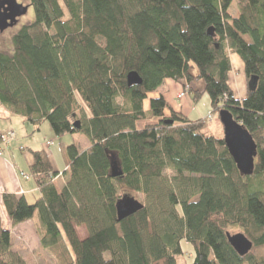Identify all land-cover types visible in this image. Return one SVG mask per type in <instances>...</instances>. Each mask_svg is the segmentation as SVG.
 Instances as JSON below:
<instances>
[{
    "label": "trees",
    "instance_id": "obj_1",
    "mask_svg": "<svg viewBox=\"0 0 264 264\" xmlns=\"http://www.w3.org/2000/svg\"><path fill=\"white\" fill-rule=\"evenodd\" d=\"M29 6L34 20L12 37L10 54L0 51V105L36 131L47 122L56 138L78 132L90 144L67 147L63 171L53 170L44 150L31 152L34 163L21 175L33 179L39 196L30 203L3 194L12 226L37 219L40 246L56 264H178L182 241L193 248L191 264H264V0ZM231 54L247 81L257 79L243 100L227 85ZM191 64L212 112L226 110L253 138L250 176L240 175L223 138L207 133L211 115L190 120L161 94L151 96L166 80H194ZM129 72L140 85H127ZM189 92L194 101L202 95ZM9 133H0V157L15 139ZM113 162L122 171L115 178ZM125 193L143 208L116 221L115 203ZM227 232H242L251 250L239 256ZM0 264H28L1 221Z\"/></svg>",
    "mask_w": 264,
    "mask_h": 264
},
{
    "label": "rangeland",
    "instance_id": "obj_2",
    "mask_svg": "<svg viewBox=\"0 0 264 264\" xmlns=\"http://www.w3.org/2000/svg\"><path fill=\"white\" fill-rule=\"evenodd\" d=\"M16 1L17 3L23 6H28L29 4V0H16ZM33 20H34V12H33L32 7L29 6L27 7L26 13L24 15L19 16L17 18L16 23L13 26L8 27L3 31H0V51L10 54L12 37L18 32V30L23 25L31 23ZM231 57L239 61L241 65V69H237L235 67L236 65L232 66L231 64V70L229 72V75H230L229 80L236 82V81H242V78H243L245 86L241 84V87H243V91H245V94H246L248 90V81L246 79V75L244 72L243 62L237 54H231ZM236 77L238 80L235 79ZM196 104L199 110L204 109L203 114H205L207 111H210V112L212 111L210 109L209 99L206 94H202L199 97ZM210 112L208 113L210 114ZM211 116H212V120L208 119V122H207L208 130L206 131L207 133L213 135L214 137L221 139L223 138V127L220 123L219 113L217 111H214L212 112ZM199 117H200L199 115L194 114V113L190 116L191 120L197 119ZM5 123H9V122L5 119L0 118V125H3L4 127L3 130L6 129ZM26 127L28 128L27 129L23 128L20 124H17V125H13V131L12 130H9V131H12L13 133H15V135L17 134V139L19 142L18 146H21L22 148L26 147L28 151L34 150L33 148H37V146L45 140H53L54 145L50 146V148L55 158V166L53 165L54 171H63V168L66 164L65 162L67 160L65 157V150L67 147H69L70 145H75L79 150H81L82 148H86V146L90 144V141L88 140V138L78 132L63 134L60 137L56 138L54 134L51 132V128L47 122L43 123L40 126L39 128L40 131H36L34 126L29 123H26ZM7 132L5 131V133ZM30 138L34 139L35 147L33 145H30V142H29ZM58 145L59 146L61 145L60 148L62 147L63 149L62 152L57 151ZM23 170L27 171V168L23 167ZM56 185L59 188L61 187V183L59 181H56ZM26 229L27 227L19 228L16 231L15 238H13V243L15 244L21 256L27 261L28 264H56L51 253L46 249H42L40 246L41 233H40V230H38V227L34 225V227L33 226L30 227L29 230L28 229L26 230ZM75 230H76L78 237L80 238H83L87 234V229L85 228V226L76 227ZM229 233L233 234L236 232H229ZM67 247H68V250L70 251V247L68 244H67ZM181 248H182L183 253L181 255L176 256L177 263L178 264H191L192 258L194 255L192 246L189 243L182 241Z\"/></svg>",
    "mask_w": 264,
    "mask_h": 264
},
{
    "label": "crops",
    "instance_id": "obj_3",
    "mask_svg": "<svg viewBox=\"0 0 264 264\" xmlns=\"http://www.w3.org/2000/svg\"><path fill=\"white\" fill-rule=\"evenodd\" d=\"M230 62L232 66L236 65L235 67L237 69H241V65L239 61L237 59L232 58L231 55H230ZM191 74L194 77V80H192L191 82L188 83L183 79L179 80L178 82L166 80L164 84L160 86L157 92L154 93V95L152 94L151 96L161 94L164 97V99L167 101L169 106L174 111L183 113L190 120H191L190 116L193 113L199 115L200 117L197 119H192V120L205 119L208 115H212V111L211 112L207 111L205 114H203L204 109L199 110L197 108L196 102L198 100L194 101L192 98V95L189 92V89H190L192 91L195 90L199 93H202L203 88H204L203 81L197 78L198 72H197L196 67L193 66V64H191ZM229 76L230 75L228 73L227 85L229 89L231 90V92L233 93L234 98L237 100H243L246 97L245 91H243V87H241V84L245 86L244 79L242 78V81L233 82L229 80ZM235 79H237V77ZM180 92H185V96L182 98H178V94ZM202 94H205V93H202ZM209 106H210V102H209ZM208 112H210V114ZM165 114L168 115L169 111L166 110ZM0 118L5 119L9 122V123H5V127H6L5 130H3L4 129L3 125H0V133H5V131L7 132L9 130L13 131V125H17V124H20L23 128H26V129L28 128L26 127V123L28 122H25L23 121L21 117L15 114H12L8 109L3 107L2 105H0ZM210 119L212 120V116L210 117ZM46 141L53 142V140H46ZM46 141H43L37 146V148H33V149L34 150H44L47 153L49 161L53 168V165L55 166V158L52 154L50 146L47 147L45 145ZM29 142H30V145H33L35 147L34 139L30 138ZM18 144L19 142H18L17 134H16L15 139L10 141L7 147H4V146H3L4 148L2 147L3 157H0V221H1V226L3 227V229L8 230L10 232L12 239L15 238L16 231L19 228L27 227V229L29 230L30 227L32 226L34 227L36 222H38L37 219H30V220L23 221L16 226H12L10 220L7 217V214H6L3 202H2V196L4 193L16 194L17 196H24L27 199V201H29L30 203H33L34 199H36L39 196V190L36 187L33 179L31 177H29L28 179H24L23 175H21V173L26 174V175L29 174L28 173L29 168L34 163L33 156L31 153L34 150L28 151L26 147H23V150H21L20 149L21 146H18ZM53 145H54V142L51 146ZM62 150H63L62 147L57 148V151L59 152H62ZM65 163L66 164L64 167H66L69 164L68 160ZM23 167L27 168V171H24ZM83 238H85V236ZM83 238H80V239H83ZM64 242H65V239H64ZM65 245L67 247L66 242H65Z\"/></svg>",
    "mask_w": 264,
    "mask_h": 264
},
{
    "label": "water",
    "instance_id": "obj_4",
    "mask_svg": "<svg viewBox=\"0 0 264 264\" xmlns=\"http://www.w3.org/2000/svg\"><path fill=\"white\" fill-rule=\"evenodd\" d=\"M26 11L27 6L17 3L16 0H0V31L13 26L17 18L24 15ZM207 32L208 35H213L211 28ZM256 80V77H251L248 80V90L254 89ZM126 81L128 86H133L140 85L142 80L136 72H129ZM218 113L223 127V140L236 169L241 176H250L253 173L257 148L253 138L226 110H220ZM168 123H171V121ZM77 125V122L74 123L75 127ZM121 174L122 171L117 163L113 162L110 167V176L115 178ZM142 208L143 204L139 200L131 194L125 193L115 203L116 221H121ZM226 238L229 245L239 256L246 255L252 248V242L242 232L233 234L227 232Z\"/></svg>",
    "mask_w": 264,
    "mask_h": 264
},
{
    "label": "built area",
    "instance_id": "obj_5",
    "mask_svg": "<svg viewBox=\"0 0 264 264\" xmlns=\"http://www.w3.org/2000/svg\"><path fill=\"white\" fill-rule=\"evenodd\" d=\"M185 96V93L184 92H180L179 94H178V98H182V97H184ZM9 134H13L12 132H10Z\"/></svg>",
    "mask_w": 264,
    "mask_h": 264
},
{
    "label": "bare ground",
    "instance_id": "obj_6",
    "mask_svg": "<svg viewBox=\"0 0 264 264\" xmlns=\"http://www.w3.org/2000/svg\"><path fill=\"white\" fill-rule=\"evenodd\" d=\"M223 137H224V134H223ZM8 145V144H7Z\"/></svg>",
    "mask_w": 264,
    "mask_h": 264
}]
</instances>
